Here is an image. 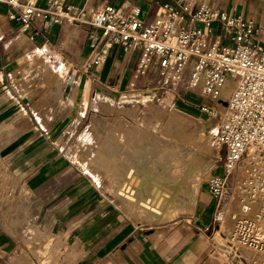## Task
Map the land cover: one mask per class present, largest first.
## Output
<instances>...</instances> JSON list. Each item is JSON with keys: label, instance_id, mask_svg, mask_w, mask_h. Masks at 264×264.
Wrapping results in <instances>:
<instances>
[{"label": "crops", "instance_id": "1", "mask_svg": "<svg viewBox=\"0 0 264 264\" xmlns=\"http://www.w3.org/2000/svg\"><path fill=\"white\" fill-rule=\"evenodd\" d=\"M61 1L74 17L83 11L129 5L140 7L141 17L151 21L165 5L177 6L181 0ZM263 1L209 3L264 25V16L257 8ZM17 13L0 5V160L13 178L27 184L44 201L41 209L61 219L66 241L55 253L57 262L54 255L52 260L47 255L35 257V246L41 245L43 253L50 245L18 237L13 227L16 221L9 224L13 234L7 232L0 214V264H250V259L240 260L226 250L230 222L222 239L217 234L223 226L212 229L215 211L211 205L215 207L216 202L209 192L205 198L201 196L198 210L188 223L162 236L129 222L65 157L53 139L60 122L45 129L38 127L31 103L53 92L52 98L72 114L91 98L108 93L107 83L120 85L128 65L138 57L131 58L117 47L104 65L89 69L94 55L88 47L86 26L47 19L35 20L22 31L13 19ZM39 227L44 231L42 225ZM61 254L68 261L60 258Z\"/></svg>", "mask_w": 264, "mask_h": 264}, {"label": "built area", "instance_id": "2", "mask_svg": "<svg viewBox=\"0 0 264 264\" xmlns=\"http://www.w3.org/2000/svg\"><path fill=\"white\" fill-rule=\"evenodd\" d=\"M209 1L165 5L151 21L129 5L76 17L61 0H0V5L18 12L13 19L22 31L47 19L86 26L94 55L89 69L104 65L119 47L138 57L136 74L153 79L160 90L179 100L190 91L211 100L214 107L199 111L218 121L214 138L224 152L222 175L208 182L216 202L212 229L230 222L228 253L264 264V25Z\"/></svg>", "mask_w": 264, "mask_h": 264}, {"label": "rangeland", "instance_id": "3", "mask_svg": "<svg viewBox=\"0 0 264 264\" xmlns=\"http://www.w3.org/2000/svg\"><path fill=\"white\" fill-rule=\"evenodd\" d=\"M262 7L264 1L257 6L260 16H264ZM137 63L138 58L131 61L120 85L107 83L109 94L91 98L74 113L60 106L50 92L31 103L32 117L43 129L60 122L53 139L65 157L129 222L163 236L196 214L201 196L205 198L209 192L210 178L222 175L224 152L214 138L218 121L199 111L203 105L215 104L197 91L187 92L179 100L160 90L153 79L136 74ZM115 125L121 131L134 127L129 131L131 137L125 133L127 141L137 140V149L130 156L109 136ZM180 130L185 135H179ZM37 196L27 184L13 178L0 160V214L7 232L13 234L9 224L16 221L13 227L18 237L50 245L43 253L41 245L35 246L33 255H47L51 260L54 255L57 262L55 253L66 241L62 221L41 209L44 201ZM226 227L217 234L219 239L228 234ZM61 257L68 261L67 256ZM52 262L48 264H55Z\"/></svg>", "mask_w": 264, "mask_h": 264}, {"label": "bare ground", "instance_id": "4", "mask_svg": "<svg viewBox=\"0 0 264 264\" xmlns=\"http://www.w3.org/2000/svg\"><path fill=\"white\" fill-rule=\"evenodd\" d=\"M227 89H229V88H227ZM227 92L225 91V93L224 94H226ZM134 115V114H133ZM113 124V123H112ZM147 127H152L151 125H150V123H148L147 121L144 123ZM111 125V124H110ZM132 125V124H131ZM125 126V125H124ZM130 127V126H129ZM109 128V127H108ZM153 128V127H152ZM134 129V127H130V128H126L125 127V129H123V131H121L118 127H116V125L115 126H113V127H111V129H110V132H109V136L111 135L112 136V139L114 140V142H115V144L117 143V144H119L120 145V147H121V149H123V150H125L126 152H127V154L130 156V154H131V152H132V150H136L137 149V147H136V139L134 138V137H132L131 139V141H127L126 140V138H125V133H127V135H129L130 134V132L129 131H132ZM151 130V129H150ZM108 131V130H107ZM156 131V130H155ZM135 133H137V131H135ZM179 135H185V133H184V131H181L180 130V133H179ZM132 136V134H130L129 135V137H131ZM139 135H136V137H138ZM153 140H157V139H153ZM119 142V143H118ZM129 146V148L127 149V147ZM126 154V153H125ZM131 158V157H130ZM131 173V172H130ZM121 195H123V194H121ZM129 195V194H128ZM128 199V198H127ZM129 200H130V198H129Z\"/></svg>", "mask_w": 264, "mask_h": 264}]
</instances>
